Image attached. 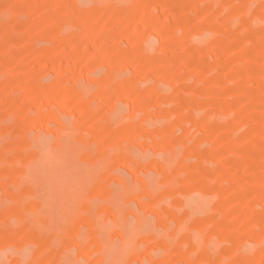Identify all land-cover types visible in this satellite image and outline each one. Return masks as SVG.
Segmentation results:
<instances>
[{
	"label": "rangeland",
	"instance_id": "374dc122",
	"mask_svg": "<svg viewBox=\"0 0 264 264\" xmlns=\"http://www.w3.org/2000/svg\"><path fill=\"white\" fill-rule=\"evenodd\" d=\"M0 264H264V0H0Z\"/></svg>",
	"mask_w": 264,
	"mask_h": 264
}]
</instances>
